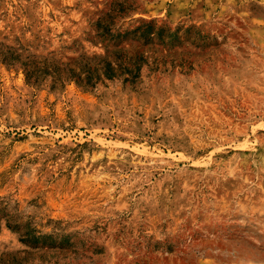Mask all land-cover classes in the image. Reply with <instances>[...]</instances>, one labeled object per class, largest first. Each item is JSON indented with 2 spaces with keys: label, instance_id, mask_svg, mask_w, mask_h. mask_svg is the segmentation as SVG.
Masks as SVG:
<instances>
[{
  "label": "rangeland",
  "instance_id": "1",
  "mask_svg": "<svg viewBox=\"0 0 264 264\" xmlns=\"http://www.w3.org/2000/svg\"><path fill=\"white\" fill-rule=\"evenodd\" d=\"M0 264H264V0H0Z\"/></svg>",
  "mask_w": 264,
  "mask_h": 264
}]
</instances>
